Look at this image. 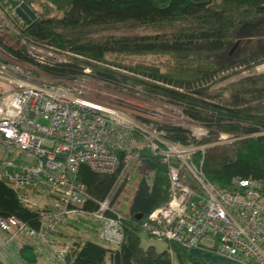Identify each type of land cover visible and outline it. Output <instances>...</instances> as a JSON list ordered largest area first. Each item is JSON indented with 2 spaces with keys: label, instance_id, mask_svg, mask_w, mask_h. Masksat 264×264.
I'll return each mask as SVG.
<instances>
[{
  "label": "trees",
  "instance_id": "1",
  "mask_svg": "<svg viewBox=\"0 0 264 264\" xmlns=\"http://www.w3.org/2000/svg\"><path fill=\"white\" fill-rule=\"evenodd\" d=\"M21 3L35 13L29 24L15 12ZM0 9L27 43L12 46L0 35V48L10 56L58 78L81 77L87 66L91 76L110 88L177 107L185 118L207 130L205 136L194 139L198 145H207L193 153L203 177L223 190L232 188L237 179H254L261 183L264 196V71L254 70L264 62V0H0ZM233 43L239 51L230 55L228 48ZM35 45L50 46L66 58L53 59L50 65L37 64L27 50ZM122 54H161L165 59L161 58L160 70L159 66L139 68L110 58ZM154 125L169 142L192 143L189 131L181 125ZM220 133L233 140L213 143ZM134 136L136 143L129 151L137 153L136 161L150 176L140 175L136 183L128 216L123 219L122 243L113 248L82 239L75 231L81 224L89 222L92 229L85 233L98 238L100 222L76 213L64 223L73 232L60 231L71 237L64 264H172V254L177 264H214L195 255L193 250L201 248L177 241H169L162 251L141 244L142 219L165 204L170 191L168 164L149 150L140 134ZM126 152H118L120 162L113 174L79 166L77 179L91 197L84 210L93 211L94 200L105 199L117 187L118 192L122 189L126 182L118 177ZM134 167L124 173L130 175ZM191 178L184 171L181 182L194 186ZM0 215H15L33 228L38 226L36 214L25 209L15 191L3 182ZM39 246L4 239L5 252L17 259L14 264L36 263ZM4 258L0 264H12Z\"/></svg>",
  "mask_w": 264,
  "mask_h": 264
},
{
  "label": "built area",
  "instance_id": "2",
  "mask_svg": "<svg viewBox=\"0 0 264 264\" xmlns=\"http://www.w3.org/2000/svg\"><path fill=\"white\" fill-rule=\"evenodd\" d=\"M27 50L37 64L50 65L53 60L41 54L54 52L50 46ZM7 72V65L0 62V78L14 86L0 96V182L38 218L33 228L15 215H0V230L7 241L41 245L64 264L71 240L60 231L66 218L81 213L100 222V240L119 247L124 217L113 207L111 194L94 200L93 211L84 210L91 197L77 172L86 165L96 173L113 174L120 162L118 152L127 151L118 177L126 182L130 175L124 172L141 165L137 153L129 151L138 133L149 150L168 164L170 191L168 201L142 219L141 230L167 242L210 249L241 264H264V196L259 181L240 178L223 190L206 180L193 162V153L207 145L169 142L153 122L137 115L146 111L145 106L125 93L77 83L30 82ZM188 123L190 142L206 135L205 127ZM229 136L220 134L218 140ZM184 171L194 186L181 182ZM205 237L212 238L214 245L206 246Z\"/></svg>",
  "mask_w": 264,
  "mask_h": 264
},
{
  "label": "rangeland",
  "instance_id": "3",
  "mask_svg": "<svg viewBox=\"0 0 264 264\" xmlns=\"http://www.w3.org/2000/svg\"><path fill=\"white\" fill-rule=\"evenodd\" d=\"M1 17L2 18H0V35L4 36V40L6 42H10V44L12 46H15L16 43H18L20 45L27 44L26 42L24 43V40H25L24 36L21 37L19 35V32L17 33V27L12 23V21H10L6 15L5 16L2 15ZM12 35H15L16 37H14L12 41H9V40L7 41V39L12 37ZM27 46L28 45H26L25 47L27 48ZM1 50H3L4 54H2L0 56V62H3L7 65L8 76H16L17 78L24 79V80H27L30 82H45L46 81V82H54V83H59V84L77 83V84L85 85L89 88L107 89V90H113V91L122 93L121 91H117L113 88H110V87L104 85L103 83L99 82L98 80H96L93 76L90 75V73H89L90 69L87 66L83 69V71L85 69H88V71L87 72L84 71V74L81 77L73 78V79L58 78V77H54V76H51V75L45 73L41 69V67L36 65V64L18 60L16 58L10 56V53L5 51L4 49H1ZM237 51H239V48H238V45H236L235 43H233L228 48V52L230 55L237 53ZM49 53H50V55H49ZM41 54H43L45 57L56 59V60H64L66 58L60 52L58 53V51L48 52V53H47V51H42ZM110 58H112L116 61H119L120 63L126 64L128 66L139 65V68L147 67V66H149V67L159 66V68L161 70V58H162V60H164L165 56L161 57V54H143V55L122 54V55H117V56H111ZM15 68H17V71L13 70ZM113 68H116V69H119L121 71L128 73V71L123 70L121 68H117V67H113ZM254 70L257 72L264 71V62H261L260 64H258L254 68ZM13 89H14V86L12 84L8 83L7 80H5L3 78H0V96L10 92ZM125 95L134 97L139 102H141L145 106L144 109L146 111H142V112L138 113L137 115L145 116V117H147L146 119H148L149 121H151L153 123L156 122V123L181 125L182 127H184L187 130L191 127V125L188 123L189 119L185 118L180 113L179 109L175 106L168 105V104H165V103H162V102L150 99V98H146L139 93H135V94L126 93ZM220 134H224V133H220ZM220 134H219L218 138L220 137ZM218 138L215 139V141L213 143L218 141L219 143H215V144H224V143H228V142L233 140L231 138V135L227 138H221L220 140H218ZM191 142L194 146H198V144L195 143V140H192ZM195 152H197V151H195ZM145 174L150 176V172L145 170L143 164H141V165L135 164L133 171L130 173V178H128V180H126V183L124 184L122 189L118 192V187H117V188H115V190L111 194L113 207L115 208V210L117 212H119L124 217V219L128 216V206H129L130 199L132 197V193H133L134 188L136 186V183H137L140 175H145ZM147 180L150 181V177H148ZM68 218H66V219H68ZM63 226H64L65 232H69V233L73 232V228H69L65 224H63ZM89 228L92 229L91 224H89V222H85V223L81 224L79 229H77L75 231L82 239H90L92 241H95V242H98L102 245H105L106 247H112L110 244L100 240L99 238H97L93 234L85 233L86 230H88ZM5 236L6 235L0 230V244L4 242ZM70 238L71 237H68L69 240H71ZM140 239H141V244L144 247L152 245L155 247V249L157 251H162V250L166 249L168 246V242L166 240L158 239L155 237H150L144 231L140 232ZM202 241L206 246H213L214 245V240L212 238L205 237V238H203ZM1 247L5 249L4 246H1ZM201 250L202 249H200V250L195 249V250H193V252L195 253V252H197V251L199 252ZM203 250H206V249H203ZM210 253H208V254L210 255ZM3 255H4V257L7 256L8 259L12 262V264H14L15 261L17 260L14 254L5 253V250H4ZM0 259L3 260L2 254L0 256ZM171 262H172V264H177L173 254L171 255Z\"/></svg>",
  "mask_w": 264,
  "mask_h": 264
},
{
  "label": "crops",
  "instance_id": "4",
  "mask_svg": "<svg viewBox=\"0 0 264 264\" xmlns=\"http://www.w3.org/2000/svg\"><path fill=\"white\" fill-rule=\"evenodd\" d=\"M1 246H4V242L0 244V247ZM1 248H0V256L2 254V257L4 260L3 253H4L5 249L4 248L1 249ZM198 250H200V249H198ZM38 253L39 254L37 256V261L34 264H60L52 257V255L49 253V251L46 248L39 246L38 247ZM208 253H210V251L207 250V252H206V250H201L199 252L198 251L195 252V255H197V256H199V257H201V258H203L209 262H212L214 264H241V263L235 262L231 259L220 256L218 254H215V253L213 254L211 252L212 254L210 253V255H209Z\"/></svg>",
  "mask_w": 264,
  "mask_h": 264
},
{
  "label": "water",
  "instance_id": "5",
  "mask_svg": "<svg viewBox=\"0 0 264 264\" xmlns=\"http://www.w3.org/2000/svg\"><path fill=\"white\" fill-rule=\"evenodd\" d=\"M15 12L26 24H29L32 20L35 19V13L25 3L19 4V6L15 8ZM136 218L140 219L141 215H137Z\"/></svg>",
  "mask_w": 264,
  "mask_h": 264
}]
</instances>
